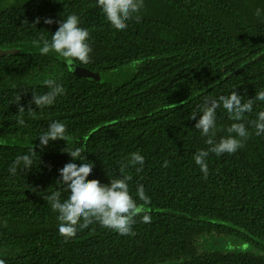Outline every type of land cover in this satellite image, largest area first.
I'll return each instance as SVG.
<instances>
[{"label": "trees", "instance_id": "trees-1", "mask_svg": "<svg viewBox=\"0 0 264 264\" xmlns=\"http://www.w3.org/2000/svg\"><path fill=\"white\" fill-rule=\"evenodd\" d=\"M144 5L141 22L117 31L96 0H0V51H18L0 57V259L6 264H264V135L256 136L250 124L264 102L255 101L242 121L251 133L242 148L210 153L207 179L194 160L209 147L194 127L204 98L235 90L246 102L264 90V0ZM70 14L89 30L92 47L91 62L75 67L99 74V81L77 76L59 55H41L33 46L58 30L45 18L61 21ZM131 64H138L131 78L117 83L107 77ZM50 77L66 92L41 110L30 102L33 93L49 90L43 81ZM18 94L24 127L17 123ZM55 120L67 125L69 140L49 141L41 151L38 136ZM233 122L221 105L217 141ZM34 146L32 169L12 175L9 166ZM67 146L86 149L83 155L94 163L87 179L105 185L120 177L119 165L131 153L143 155V170L129 167L123 175L132 176L129 191L137 203L143 185L152 222L136 217L134 237L93 223L65 242L58 213L41 194L56 190L66 163H82L72 161ZM209 234L248 243L263 255L202 252L200 240Z\"/></svg>", "mask_w": 264, "mask_h": 264}, {"label": "clouds", "instance_id": "clouds-1", "mask_svg": "<svg viewBox=\"0 0 264 264\" xmlns=\"http://www.w3.org/2000/svg\"><path fill=\"white\" fill-rule=\"evenodd\" d=\"M98 6L104 13L108 22L117 31L126 30L128 22L135 20L141 22V10L144 8V0H96ZM262 10L256 9L255 15L260 17ZM40 23V18L34 22V26ZM44 23L51 25L58 23V30L52 34L51 40L41 36L34 40L33 46L37 47L41 55L55 53L59 55L65 65L69 68L75 66L78 61L80 64L87 65L91 62L92 47L90 46V32L86 28L80 27V18L76 14H70L61 21H54L45 18ZM43 84L49 89L44 94L33 93L30 102L36 108L43 110L45 107L54 105L58 96L64 95L66 89L58 83L55 78H47ZM21 95L15 97V104L18 113L21 114L17 123L24 127L25 121L22 114L25 108L21 106ZM243 101V96L232 90L228 96L221 95L219 98L205 97L202 108V115L195 123L194 127L206 137L205 143L209 146L206 150L200 149L194 155L195 163L203 173V178L209 176V166L207 159L211 154L217 157L224 154H235L244 143L249 139L251 133L246 127V114L253 111L255 101L264 102V90L256 93L254 98ZM222 105L228 114V119L235 121L227 129L229 134L216 140L217 132V109ZM28 112L32 115L35 110L30 106ZM197 114L193 113L191 119H196ZM255 129V135H264V111L257 114L255 120L250 121ZM235 134V135H233ZM41 151L48 146L49 141L62 139L68 142L67 125L59 120L52 121L48 128L39 136ZM68 144V143H67ZM67 154L72 161L80 160L82 163L68 162L63 168L59 169L60 178L56 181V190L50 194L42 193V198L50 205L53 212L58 213L59 234L64 237L65 242L74 238L78 230L87 229L93 223H99L102 227L118 233L120 236L136 235L133 226L137 223L136 217H141V222L150 224L152 217L148 209L151 198L145 193L143 185H138L137 196L139 201L132 197L129 191L131 175H123L125 169L135 168L136 172H141L145 164V157L139 152L130 154L126 163L119 165L120 177L110 179V184H102L99 180L87 179L93 172L94 163L88 161L83 155L86 149L81 147L67 146ZM30 154L17 156L15 161L9 166L12 175L17 173L18 168L29 171L33 167V157L37 153L35 146L29 149ZM168 161L164 162V167L168 166ZM138 165V167H137ZM33 191H37L33 189ZM68 192L67 198H63V193ZM7 226V221H4ZM0 264H6L4 259H0Z\"/></svg>", "mask_w": 264, "mask_h": 264}, {"label": "rangeland", "instance_id": "rangeland-1", "mask_svg": "<svg viewBox=\"0 0 264 264\" xmlns=\"http://www.w3.org/2000/svg\"><path fill=\"white\" fill-rule=\"evenodd\" d=\"M138 64H131L126 68L123 72H117V74L113 76H107L110 79H116L117 83H121L124 80H127L132 77V72L136 69V66ZM71 70L78 76L80 70H83L81 68L72 67ZM212 234L206 235L201 238L200 240V249L202 252L204 251H216V252H224V251H234V252H246L250 254H255L258 256H262L263 252L259 249H256L255 247H252L248 243L241 242L240 240H236L233 238H225V237H219L214 236L212 239ZM215 239V240H214Z\"/></svg>", "mask_w": 264, "mask_h": 264}, {"label": "water", "instance_id": "water-1", "mask_svg": "<svg viewBox=\"0 0 264 264\" xmlns=\"http://www.w3.org/2000/svg\"><path fill=\"white\" fill-rule=\"evenodd\" d=\"M18 51H0V57L2 56H5V55H14V54H17ZM79 77H83V78H87V79H93L95 81H99L100 80V76L99 74L97 73H93V72H90L88 70H80V72L78 73Z\"/></svg>", "mask_w": 264, "mask_h": 264}]
</instances>
